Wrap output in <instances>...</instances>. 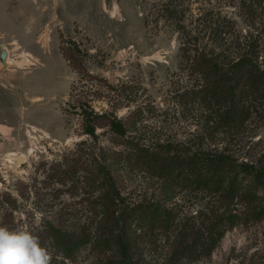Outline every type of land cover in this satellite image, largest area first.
Segmentation results:
<instances>
[{
    "label": "rangeland",
    "instance_id": "374dc122",
    "mask_svg": "<svg viewBox=\"0 0 264 264\" xmlns=\"http://www.w3.org/2000/svg\"><path fill=\"white\" fill-rule=\"evenodd\" d=\"M169 1L0 0V57L2 50L11 53L4 64L9 77L0 82V226H27L42 244L50 223L74 231L90 214L84 158L77 152L87 138L72 107L90 82L65 58L69 44L64 41L78 44L85 53L83 64L94 76L117 88L123 84L126 89L137 88L149 103L147 123L163 126V135L185 139L212 131L205 111L181 97L188 80L179 34L162 11ZM229 1L174 0V4L181 8L189 4L182 15L185 20L215 10L235 20L243 35L261 38L263 18L249 16ZM93 104L98 110L108 108L106 101ZM129 112L123 108L119 116L125 118ZM99 132L106 141L104 130ZM260 138L264 140V128L255 143ZM255 143L249 140L246 148ZM75 170V176L61 177ZM121 180L132 200L160 198L159 186L148 179L133 175ZM169 203L178 221L194 223L197 213L210 209L213 202L180 189ZM164 238L166 233L154 230L140 242L141 249L150 254L149 249L160 248ZM48 251L53 258V249ZM95 258L88 247L67 264H93ZM184 264H264V221L238 224L209 257Z\"/></svg>",
    "mask_w": 264,
    "mask_h": 264
},
{
    "label": "trees",
    "instance_id": "16d2710c",
    "mask_svg": "<svg viewBox=\"0 0 264 264\" xmlns=\"http://www.w3.org/2000/svg\"><path fill=\"white\" fill-rule=\"evenodd\" d=\"M229 3L264 21V0ZM187 7L171 0L162 11L179 34L188 80L181 97L205 111L209 133L185 139L163 135V126L147 123L149 103L137 88H117L94 76L86 70L78 44L64 41L69 44L65 58L90 82L72 107L87 138L77 152L84 158L91 211L78 230L49 224L42 245L53 249L52 264L76 261L88 247L96 253L93 264L196 262L209 257L238 224L264 221V140L255 143L264 128V34L258 40L245 36L235 20L215 10L185 20ZM95 101H106L108 108L96 109ZM123 108L130 110L125 118L119 116ZM249 140L254 147L246 148ZM76 170L61 177L75 176ZM133 175L159 186L160 198H129L121 179ZM177 189L208 196L211 208L199 211L194 223L178 221L169 203ZM154 230L166 233V238L148 254L140 242Z\"/></svg>",
    "mask_w": 264,
    "mask_h": 264
},
{
    "label": "clouds",
    "instance_id": "9594fccd",
    "mask_svg": "<svg viewBox=\"0 0 264 264\" xmlns=\"http://www.w3.org/2000/svg\"><path fill=\"white\" fill-rule=\"evenodd\" d=\"M0 264H52V256L27 226H0Z\"/></svg>",
    "mask_w": 264,
    "mask_h": 264
},
{
    "label": "crops",
    "instance_id": "0c3cea01",
    "mask_svg": "<svg viewBox=\"0 0 264 264\" xmlns=\"http://www.w3.org/2000/svg\"><path fill=\"white\" fill-rule=\"evenodd\" d=\"M10 51V50H9ZM8 51L9 53V61L11 60V53ZM3 52V50H2ZM1 52V54H2ZM4 64L5 61L2 60V58L0 57V82L3 81L4 79H8L9 74L7 72H5L4 70Z\"/></svg>",
    "mask_w": 264,
    "mask_h": 264
},
{
    "label": "water",
    "instance_id": "95a60500",
    "mask_svg": "<svg viewBox=\"0 0 264 264\" xmlns=\"http://www.w3.org/2000/svg\"><path fill=\"white\" fill-rule=\"evenodd\" d=\"M1 58L3 61L8 62L9 61V53L7 50H3L1 54Z\"/></svg>",
    "mask_w": 264,
    "mask_h": 264
},
{
    "label": "bare ground",
    "instance_id": "6f19581e",
    "mask_svg": "<svg viewBox=\"0 0 264 264\" xmlns=\"http://www.w3.org/2000/svg\"><path fill=\"white\" fill-rule=\"evenodd\" d=\"M23 160H24V158L22 157V158H20V160H19V161H20V162H22Z\"/></svg>",
    "mask_w": 264,
    "mask_h": 264
}]
</instances>
